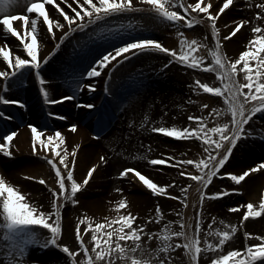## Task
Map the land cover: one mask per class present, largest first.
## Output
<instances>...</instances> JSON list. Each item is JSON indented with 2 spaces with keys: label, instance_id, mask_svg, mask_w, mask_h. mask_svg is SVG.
<instances>
[{
  "label": "snow or ice",
  "instance_id": "snow-or-ice-1",
  "mask_svg": "<svg viewBox=\"0 0 264 264\" xmlns=\"http://www.w3.org/2000/svg\"><path fill=\"white\" fill-rule=\"evenodd\" d=\"M55 4V7L64 14L67 24L60 19H53L49 14L46 5ZM68 4V0H64ZM76 4L83 11L73 8L75 15H69L56 0H27L26 14H11L14 7L20 5V0H0V27L5 33L15 35L23 41V49L26 52L25 58L22 54L12 56L11 46L5 48L0 46V57L6 62L10 70L0 65V91L7 93L13 83L19 82L26 86L28 76L34 71L38 79L39 89L43 101L49 105H55L65 100L75 98L76 91L87 87L91 91L96 90V85H87L76 81L72 95L61 96L53 99L51 92L46 87V77L43 74L42 65H48L51 55L47 58L41 56V24H46L47 32L52 38L57 37L55 29L67 31L63 32L59 47L68 39L69 35L79 30L89 28L91 25H98V22L107 24L111 20H118L121 17L127 18L131 14H141L145 17L158 19L163 23L171 24L176 29L179 37V50L175 47H168L155 38H132L123 42L120 46L114 47L96 59L85 75L88 78L101 76L105 69L117 57L121 59L117 63L122 64L131 57L139 54H149L152 52L168 54L170 59L164 65L167 68L174 62L185 65L192 69H203L214 72L221 82V86H212L209 83H202L200 79L195 81L193 90L197 93L201 91L206 94H216L223 97L226 108L210 107L209 103H202L201 108L206 114L189 116L188 119L195 121V126L186 127H153L152 131L164 133L167 136L179 139H199L203 142V153L199 159H183L179 165L174 166H194L197 171L181 172V176H190L198 182L195 191L199 193L197 204L199 212L195 221L194 230L190 233L189 228L193 225L189 222L191 217L185 218L184 213L177 212L180 217L178 221L169 220L163 224L162 229L156 231L147 230V223L137 225L138 214L127 211V199H121L116 205V215L105 218L102 222H94L93 217L85 215L80 218L75 225V240L78 242L76 250L67 243H61L62 236L66 234L67 222L63 214L67 202L73 205L79 203L78 193L93 179V174L97 171V166L93 165L87 172L83 182H78L74 176L73 169L76 168V160H69V149L66 143V136L60 130L49 132L47 126L37 127L29 124L32 133V149L38 155L41 150L47 152L55 151V155L45 157L52 168L55 169V182L57 188H50L53 194L50 207L34 202L29 199L19 186L9 182L4 175H0V252L4 253L3 264H176L177 257L173 255L177 250L183 249L190 257L191 264H202L201 253L212 252L221 249L229 237L236 231L234 227L231 231H221L213 228L216 223L215 217L211 218V223L207 226V235L202 237L201 233L205 223V201L206 199H217L228 194L216 191L209 193L206 191L213 183L215 177L227 175L231 180L239 184L244 181L250 173L264 170V161L257 162L254 167H249L240 173L229 172L227 166L234 159L235 152L245 147L249 139L264 140V128L254 127V117L257 113L264 116V2L257 5L262 11L256 12V18L262 23H258L251 31L255 33L252 39L247 41V49L239 54L237 59H228L222 47L220 29L216 26V21L221 13H225L233 0H223V6L214 5L212 0H140L139 4L134 0H76ZM69 7H72L69 4ZM252 7V5H248ZM205 14L201 16L200 14ZM205 17L211 20V31L215 37V47L210 50L212 63H205L208 56L198 55L197 50L202 46L200 41L189 38L186 31L193 30L195 25L204 24ZM22 20L23 33L20 26L13 24V21ZM249 23L246 19H241L235 23L227 38L233 37L241 30L242 26ZM130 26V25H129ZM123 27V25L121 26ZM30 38V39H29ZM8 44V41H4ZM135 49L136 51H132ZM126 54V55H125ZM255 60L256 64H250ZM241 67L238 68L237 66ZM255 68V71H253ZM244 72V80L241 83L239 73ZM109 77L111 72L105 73ZM247 89V91H245ZM0 103L15 104L26 107L21 100L9 99L5 94L0 97ZM77 106H80L79 104ZM89 109L95 105L89 103L84 105ZM230 114V118L222 120L225 115ZM49 115L58 119H67L59 113L52 112ZM12 120L14 117L0 111V119ZM141 127H144L142 124ZM77 125L72 124L71 130L76 131ZM45 133H49L45 136ZM17 136V131L0 132V153L8 157H13L11 150L13 138ZM98 138V137H97ZM80 145L72 149L71 155H75ZM57 158H59L57 160ZM102 160L107 163L104 157ZM175 157L170 159H152V165L172 164ZM69 169L65 175L62 171ZM223 170V172L221 171ZM135 173L143 184L157 196H168L174 199L183 200L185 208L189 207V201L182 197L174 196L168 191L176 182L163 184L155 182L149 176L143 174L135 168H125L120 175L127 177L129 173ZM34 179V178H33ZM71 182V187L68 186ZM41 184H47L43 178ZM189 184L187 188H192ZM182 192L187 195V189L182 188ZM233 192L239 189H232ZM243 205H236L230 211H237ZM121 209L125 211L121 212ZM247 212L244 219L250 216H260L264 214V200L261 201L259 211H256L252 203L247 204ZM157 223L165 219L164 212L160 205L155 208ZM151 222L152 216L148 217ZM86 223V227H81ZM179 224V229L172 227ZM231 227V226H230ZM91 230V231H90ZM147 230V231H146ZM90 234L92 246L85 241V234ZM250 236L251 233H248ZM218 237V242H214L208 237ZM145 237L149 242L157 241L145 247ZM260 243L249 244L246 250L234 249L228 251L226 255L216 258L208 257V264H255L257 261H264V236H260ZM131 241V244L125 243ZM203 241V243H202ZM39 248L44 252L46 259L32 261L29 259L31 248ZM83 254V261L78 257ZM94 253V255H93ZM139 253V255H138ZM243 253V254H242Z\"/></svg>",
  "mask_w": 264,
  "mask_h": 264
},
{
  "label": "bare ground",
  "instance_id": "bare-ground-1",
  "mask_svg": "<svg viewBox=\"0 0 264 264\" xmlns=\"http://www.w3.org/2000/svg\"><path fill=\"white\" fill-rule=\"evenodd\" d=\"M245 1L247 2V5L243 7V5L245 4L244 0H233V5H230L229 9L225 10V13H221L216 21V26L220 29V37L222 41L223 51L228 59L239 58L240 52L247 49V41L252 39V37L255 35V33L251 31V28L256 27L258 23H262V21H259L256 18L255 13L257 12V10L255 11V6L248 7V5H252L253 3H256L255 5H257V3L262 2V0ZM134 2L139 4L140 0H134ZM189 2H194V0H189ZM212 3L214 5L223 6V0H212ZM22 4L23 0H20V5L16 8H20ZM46 8L49 9V14L51 16L50 11H52V7ZM200 15L204 16L205 14L201 13ZM128 17H133V19H135L132 15H129ZM128 17H121L117 21L114 19L111 20L109 23L113 25H115L116 23L125 25L126 23L124 21L123 23H121V19L129 20ZM137 17L145 16L138 14ZM146 19H139L140 22H138V24L140 27L137 24V27H139V31H151L155 28L162 29L161 26L166 29L167 25H170L168 23L161 24L155 20H152L151 18L146 17ZM241 19H246L249 21L250 30L247 29V34H243V30L246 29V26L248 25L242 26L241 30H238L235 36L226 39L231 29L235 27V23H238ZM13 24L14 26L19 25L21 33H23L24 29L22 22H13ZM98 24H100V22H98ZM57 30L59 29L57 28ZM67 30L68 29L66 27L64 30H60V33L57 35L56 38H52L50 40L47 39V43H40L41 56L43 58H47L49 55H51V60L49 61V64L42 65L43 74L46 77V81L48 82V80H51L53 84L63 85L64 88H70V85H72L71 78L74 76H78V74H75L78 68L87 66L92 60H96V56H98L99 54H101V52H103V50H105L103 46L99 44L100 40L103 37V35L100 34L97 37L90 39L89 41H92V43L88 44L93 45L94 43H98L99 48H91L87 52L79 51L78 54L70 53V57L68 60L62 58L61 56L60 60L52 66V61L59 55H61L59 51L60 47H62L68 40H70V36H72L73 33H75L76 31H81L77 29L76 31L72 32L69 35L68 39L65 40L62 45L57 47V45L60 43V39L63 37V32ZM190 31L191 30L186 31V34L190 37V39L195 38L199 40L201 45L205 44L202 41V36L198 34V36L192 37L191 33H201L202 31H207L210 35L212 49L215 47V37L212 35L210 18L205 17L204 24L195 25L193 30L195 32ZM244 35H246V40L244 41L245 45L242 46L240 42L242 41V37ZM12 36L14 38H12L10 35H8V33H5L0 28V46H3L5 48L11 46L13 49V58L15 54L18 53L22 54L25 58H30L27 57L26 52L22 47L23 43L19 44V42H15V40L20 41L19 38L15 35ZM121 38L122 42H126L134 37L128 36L125 38ZM5 40L8 41V44L4 43ZM164 44L165 46L175 47L177 48V50H179V39L176 37L166 38L164 40ZM132 51L136 50L133 49ZM205 51L206 49H204V47L202 46L200 49L197 50V54L205 55ZM120 59V57H117L116 61H112L111 65L107 68V70H111L114 63H116ZM254 62L255 60L250 61V63L255 65ZM0 65H2L5 70H10V68H8L7 65L4 63L2 57H0ZM65 68L66 71L64 73L60 72L62 76L59 79H57L53 75L55 73L58 74L60 70H65ZM73 70L74 72L68 75L69 72ZM27 79L28 83L26 86L22 85L19 82H16L12 84V86L8 89L7 93L0 91V97H3L6 94L9 99L21 100L24 102V105H26V107H23L20 105L13 104L15 110L17 111L15 112V110L12 108V104L11 106H5L3 103H0V111H3L8 115L14 117V119L12 120L6 119L3 121L2 119H0V132H4V128L8 131H17V136L13 138V142L11 144V150L14 153L13 157H8L4 153H0V175H4L9 182L13 183L16 186H19L22 191L26 194V196L32 201L38 202L44 205L45 207H50V202L53 196L50 191V188L58 189V184L55 182V169L52 168V166L45 157L54 156L55 151L47 152L46 150H41L39 155L34 152L31 144L32 133L28 125L34 124L37 127L47 126L49 132L58 129L66 136V143L70 153L68 157L69 160L75 159L77 162L76 168L73 169V172L78 182L82 183L84 178L87 176L88 170L93 165L97 166V171L93 174L94 178L91 179L89 181V184L85 186V188L82 189L77 195L79 203L73 205L69 201L65 205L63 214L67 222V231L66 234L62 236L61 243H67L71 247H73L74 250H76L78 242L75 240L74 229L75 225L79 223L80 218L85 215H88L93 217L94 222H102L106 217L111 218L112 216L116 215L115 205L121 199H127V211H131L133 214H138L137 219H141L143 224L147 223L149 225V228L147 230L154 231L155 228L152 224V221H155L156 207L154 208V212H151L148 208V203L153 200V197L151 196V190H149L143 184V182L139 180L138 177H135L134 172L129 173L127 177H119L118 175L121 171L126 168L127 165L129 166L127 168L132 167L137 170H140L143 174L149 176V178L153 179L154 181L158 180L162 181L163 183L164 181H169V178L162 174L164 171L172 172L171 175L174 174V171L164 170L167 168L170 169L172 164L155 165L160 166V170L154 169L155 166L151 163L149 164V161L152 159L146 161L145 152L149 148V150L153 149L154 151L157 150V152L162 153V150L164 148L160 146L158 142L159 140L170 141L179 138L167 137L169 139H165L161 138V135L152 136L147 133V130H145V128L141 127L144 122L146 124L147 121H150L151 119L153 120V118L157 114L156 112L160 111L161 109L165 111L172 110L173 105L170 104L171 101L167 100L170 94L164 93V91L168 90L169 92H172L174 87H170V89L167 90H165L164 87H158L139 93L137 92V94H135L136 96H130V98H132L131 100L125 99V107L127 108L126 110H124V118L126 119V122L115 121L114 119H112V117H107L108 119L106 121H103L102 126L98 129L100 132L103 133L102 139L101 141H99L93 139L87 132L88 127L91 129H96L94 123H92L91 121L86 122L83 127L80 126L79 128H77L76 131H74L71 135L65 128L58 125L64 123H66L67 125H76V122L78 120H81L80 117L82 118V120L84 119L83 116H85L86 112L76 111V108L73 107L72 104L70 105V100L62 101L61 103H59V106L62 107L51 110L52 112L61 113V115H65L67 119H64L60 123L46 121L44 115H42V113L38 111L37 103H35V100H37L35 94H30L34 87L39 86L38 79L35 77L34 71L29 74ZM94 79H96V77H94ZM89 83L95 84L96 90L91 91L87 87H83L81 89V95L85 94L84 97H80L81 95L77 96L80 97V100L84 99L85 102H91L95 100L100 103L109 101V105L114 102L112 96L107 97V90L105 89V80L100 82L93 81ZM89 83H86L85 85ZM45 86L48 87L47 83ZM52 88L53 87L51 86V89ZM246 90L247 89H245V91ZM67 95L68 94L61 96ZM61 96H58L56 99H59ZM204 98L208 101L211 100L208 96H205ZM166 103H168L169 105H166ZM175 103H177V101H174V104ZM203 112L206 114L205 110H203ZM256 115H258V113ZM260 118L261 122L254 125V127L264 128V116L261 115ZM47 134L49 133H45V136ZM90 137L93 140L90 139ZM152 140L157 142L153 143ZM188 140L189 139H184L183 141ZM95 141H99V143L96 144L94 143ZM3 142L4 141H0V143ZM76 145H80V148L73 156L71 155V151L73 148L76 147ZM181 145L189 146L190 143L184 142ZM167 152L168 153L165 154H167L168 157L153 159H170L172 156L176 159H179L178 152H175L173 154H171L169 150ZM101 157H104L107 163H105V161L102 160ZM58 159L59 158H57V160ZM260 161H264V140L249 139L246 146L236 151L234 159L230 161V163L234 166L232 168H229V163L227 168H229L230 170L232 169L231 172L240 173L241 171L246 170L249 167H254V165ZM250 163L254 164L251 165ZM120 166H124L121 168L122 170H119ZM147 167H149L150 170L147 169ZM61 168L64 174L66 175L69 169H64L62 165ZM177 168L180 169V166H177ZM118 170L119 172L117 173ZM187 170L192 171L190 169ZM41 178L46 180L47 184H41ZM230 179L231 177H229V181L227 180V183H231V185L239 187L246 186L244 195L247 198H250V195L256 196L259 191L264 189V170L250 173L249 176L246 177L245 180L240 182L239 184ZM197 184L198 182L184 197V199H187L189 201L188 208L184 207L182 200L181 212L184 213L185 218H192L193 206L196 202V199L199 197V193L195 191ZM68 186L69 188L71 187L70 181H68ZM241 197H243V193H232L227 197L223 196L219 198H230L229 201L225 200L217 203L219 204V206L217 210H215L217 218L219 220H222L223 223L227 226V228H235L239 224L238 217L241 213H243L245 207L243 206L235 212L230 211V209L236 205H243V203L240 202ZM169 199L174 200L172 197H169ZM172 203L171 205H173ZM253 205L255 206V204ZM167 206L169 205L167 204ZM161 208L164 212L165 219L159 223L160 229H162L164 223L171 219L170 212L167 210V207L164 205ZM120 211L123 212L125 211V209H121ZM149 216L153 217V220L151 222L148 220ZM191 221L192 220H190L189 222L191 223ZM244 223L247 226V228L245 227L246 230L252 234V230L254 229H251L250 226H248L247 221ZM81 227H86V223L84 225H81ZM260 228L261 229L258 230L264 232V221L261 222ZM188 231L190 232V228L188 229ZM0 235H2V233H0ZM236 240L233 241L237 242ZM85 241L86 243H89L90 247L92 246L93 242L91 241L90 234H85ZM129 242L131 241H125V243L131 244ZM156 243L158 242L155 241L154 244ZM30 253L31 255L29 259L32 261H42L47 258L45 253L41 252L39 248L36 247L31 248ZM3 256L4 253L0 252V264H3ZM83 258V254L81 253L78 259L83 261Z\"/></svg>",
  "mask_w": 264,
  "mask_h": 264
},
{
  "label": "rangeland",
  "instance_id": "rangeland-1",
  "mask_svg": "<svg viewBox=\"0 0 264 264\" xmlns=\"http://www.w3.org/2000/svg\"><path fill=\"white\" fill-rule=\"evenodd\" d=\"M57 3L61 5L62 8L69 14V15H75V12L73 11V8L77 9L78 11H83L82 9L79 8V5L76 4L75 0H68V4H65L63 0H56ZM245 4L243 5L246 6L247 2L244 0ZM262 2H264L262 0ZM261 3V2H260ZM69 4L72 5V7H69ZM256 3H253L252 6H255ZM259 4V3H257ZM26 5H27V0H23V4L20 8L14 7L11 11V14L15 15L17 13H24L26 14ZM46 7H52L50 11L51 16L53 19H60L62 22L67 24L66 19L64 18V14L59 11L55 7V4H49L46 5ZM255 11L257 12L262 11L258 7L255 6ZM134 16L133 17H128L129 20H123L121 19V23L123 21L126 23L125 25L123 24H118L116 23L115 25L111 23L103 24L100 23L97 26L96 25H91L89 28L84 29L83 32L80 31L74 36L68 40L62 47H60V54L57 58H55L52 61V66L57 63V61L60 60L61 56L62 58L68 60L70 57V53H76L78 54L79 51L82 52H87L91 48H99V44L103 46L105 50L101 52L98 56H96V59H98L101 55L105 54L108 51H112L114 47L120 46L123 42L121 41V37H128V36H133L134 38L137 37H146V38H155L158 39L159 41L164 43V40L166 38H178L179 37L176 35V29L170 24L169 26L167 25L166 29H164L162 26V29H154L151 31H139V24L138 22L140 20H145L146 17H137L138 14H131ZM151 18L152 20H155L161 24L163 22L159 21L158 19L152 18V17H147ZM147 20V19H146ZM117 21V20H116ZM115 21V22H116ZM137 24L139 27H137ZM130 25V26H129ZM243 30V34H247V31L250 30L249 23L247 24ZM2 30L3 28L0 27ZM248 29V30H247ZM252 29V28H251ZM60 30L55 29L57 32V35L60 33ZM194 30V28H193ZM191 30L192 32H195ZM246 30V32H245ZM4 31V30H3ZM167 31V32H165ZM190 31V32H191ZM103 35L102 39L100 40V43H94L93 45H88L91 44L92 41H89L90 39L97 37L98 35ZM200 34L202 36V41L205 43L204 45H207V47H204L206 49L205 55L208 56V59L205 61V63H212V57L210 55V50L212 49V45L210 42V35L207 31H202L201 33H191L192 37H196ZM10 35L12 38H14L11 34ZM140 35V36H139ZM187 35V34H186ZM246 35L242 37V41L240 44L245 45L244 41L246 40ZM41 42L47 43V39H52L51 33L47 32V26L46 24H41ZM131 38V37H130ZM190 38V37H189ZM30 39V38H29ZM19 44L22 41H17ZM110 43V44H109ZM95 46V47H94ZM64 56V57H63ZM168 59L170 57L167 54L163 53H157V52H152L149 54H139L137 56L131 57L130 60L123 62L122 64L116 63L114 65V68L112 71L105 69V72L101 74V76L94 78H88L85 73L89 69V67L92 65V63L95 60H92L87 66L80 67L76 70L75 74H78V76H74L71 78L72 80V85H70V89L68 90V87L64 88L63 85H56L53 84L51 80H48L49 82V89L51 90V95L53 98H57L58 96L65 95V94H71L72 89L75 88L76 81H79L81 84L89 83V82H100L103 80L108 81V95L114 100L113 103H111V110L110 113L114 114L113 116L116 118V120L120 122H126V119L124 118V113L127 107L125 103V99L131 100L130 98L131 95L136 96L137 92H143L151 89H155L158 87H164L165 90L170 89V87H174L172 92L164 91V93H169L170 96L167 98V100L171 101L170 104L173 105L172 110L170 111H165L161 109L160 111L156 112L157 114L150 121H147L145 126V130H147V133L152 136H157L158 133L152 131L153 127H159V126H166V127H184V126H189L193 125L195 126V121H191L188 119L189 116H195V115H200V114H205L203 112V109L201 108L202 103H209L210 107H217V108H226L227 105L225 104L223 97L219 96L218 98H210L211 100H206L204 97V93L201 91L200 93L195 92L193 89L197 87L195 85V81L197 79H200L202 83L206 82L209 83L212 86L219 87L221 86V82L219 79L216 77V74L214 72H202L199 69H192L190 67H187L185 65H181L178 62H174L171 65H169L167 68L164 67L165 64L168 63ZM6 64V62L4 61ZM112 63V62H111ZM109 64V66L111 65ZM256 64V61L254 62ZM252 64V63H250ZM253 65V64H252ZM238 68L241 66L238 65ZM65 70H60L59 73L53 74L57 79H59L62 75L60 72L64 73ZM253 71H255V68H253ZM74 72L71 71L69 72L68 75L72 74ZM111 72L112 75L109 77L105 73ZM244 72L241 71L239 73V78L241 83H246L244 80ZM58 83V82H57ZM174 84V85H173ZM51 86L53 87L51 89ZM54 92H53V91ZM247 91V90H246ZM30 94H36L35 89L31 91ZM130 98V99H129ZM174 101H177V103L174 104ZM95 101H93L94 103ZM91 103V102H90ZM166 105H169L166 103ZM176 105V106H175ZM109 108V107H108ZM80 112H83V110H78ZM175 111V112H172ZM175 113V114H173ZM261 114L258 113L254 117V125L258 124L261 122L260 118ZM96 115H93L92 117L88 116L85 114L83 116V120L80 117L81 120H78L76 122L77 128L80 126L83 127L86 122L88 121H93L95 119ZM230 118V114L225 115L222 117V120H227ZM90 119V120H89ZM143 124V125H144ZM65 128L68 133L71 135L74 131L71 130V125H67L66 123L64 124H58ZM148 125V127H147ZM87 129V127H86ZM88 133L93 139L101 141L103 133L96 130V129H91L88 127L87 129ZM8 131L7 129L4 128V132ZM88 134V135H89ZM73 136V135H72ZM90 137V139H92ZM98 137V138H97ZM164 138V137H161ZM92 139V140H93ZM169 139V138H165ZM184 139H173L170 141L162 140L158 141L160 146H162L164 149L161 152H157V150H153L149 148L146 150V161L153 159V158H166L168 157L167 151L171 154L178 152V157L179 159H176L173 161L171 168L170 169H164V170H170L174 171V174L172 172L164 171L162 174L165 175L166 177L169 178V181H158L155 180V182L160 183L161 185L163 184H172L173 181L176 183L168 189V191L172 192L174 196L182 197L184 198L186 195L184 192L181 191L182 188L187 189V193L191 191V189L196 185V181H194L190 176H181V172L185 171V169H190L192 171H197L194 166H180V169L177 168V166L174 165H179V161L183 159H199L203 153V142H201L199 139H189L188 141H183ZM2 141V140H0ZM99 141H95L94 143L98 144ZM153 143H156L157 141L152 140ZM184 142L190 143L189 146H183ZM170 156V155H169ZM173 157V156H172ZM151 162V160L149 161ZM253 162V161H252ZM146 163V162H145ZM253 165L254 163H250ZM151 166V165H150ZM234 165L230 163V167L232 168ZM124 166H120L119 170H122L121 168ZM126 167H129L128 165ZM176 167V168H175ZM179 167V166H178ZM132 168V167H131ZM160 166H155L154 169L160 170ZM166 168V167H165ZM228 168V171L231 172L232 169L230 170ZM149 169V167H147ZM184 169V170H182ZM117 171V173L119 172ZM150 170V169H149ZM122 172V171H121ZM120 172V173H121ZM223 172V171H222ZM175 175V177H174ZM119 177H122L120 174L118 175ZM229 177L227 175H221L218 177H215L213 180V183L209 185L208 191L209 193L220 191L224 192L226 189L228 190V194L225 195L224 197H227L228 195L232 193H243V197H241L240 202L243 203V206L245 207V210L243 213L239 215V220H238V225L235 227L236 231L229 237V239L226 241L225 245L221 249H215L212 252H202L201 253V261L202 264H208V257L211 256L212 258H216L222 255H226L228 251H232L234 249H241V250H246L247 246L249 244H256L260 243L261 241L259 240L260 236H264V232L259 231L258 229H261V222L264 221V214L260 216H250L247 220L244 219V213L247 212V204L252 203L255 204L256 211L260 210L261 207V201L264 200V189L259 191L256 196L255 195H250V198L246 197L244 195L245 187H239V186H234L231 185V183H227V180L229 181ZM224 178V179H221ZM231 180V179H230ZM191 184L193 187L192 188H187V186ZM242 186V185H240ZM232 189H239V191L233 192ZM153 197V200L148 203V208L150 209L151 212H154V208L157 205H160L163 207L164 205L167 207V210L170 212V217L172 221H178L180 217L176 215L177 212H181L182 209V199H174L170 200L168 196H157L154 194H151ZM199 198V197H198ZM198 198L196 199V202L193 206V211H192V221L191 224L193 225L192 228H190V233L194 230V225L195 221L199 212V205L197 204ZM214 200V201H213ZM225 200H230V198H224V199H206L205 201V223H204V228L202 230V237L207 235V226L209 223H211V218L216 216L215 210H217L219 202L225 201ZM173 202V203H172ZM169 206H167V204ZM171 203L173 205H171ZM216 223L213 225V228H219L221 231L228 230L231 231V228H227V226L223 223L222 220H219L217 216L215 217ZM169 221V220H168ZM167 221V222H168ZM248 222V226H250L252 230V234L249 236L248 231L246 230L247 226L244 222ZM166 222V223H167ZM73 223V221H72ZM137 225L143 224L141 219H137L136 221ZM152 224L154 225V228L156 230L160 229L159 223L155 221H152ZM172 227L176 228L177 230L179 229V224H173ZM246 227V228H245ZM259 227V228H258ZM208 239H212L214 242H218V237H208ZM237 239V240H236ZM236 240L237 242L233 241ZM155 241L149 242L147 238L145 237V247L146 249L150 244H154ZM157 242V241H156ZM131 243V242H129ZM203 243V241H202ZM243 254V253H242ZM139 255V253H138ZM174 256L177 257L176 259V264H190V257L185 254L183 249L177 250L175 253H173ZM255 264H264V261H257Z\"/></svg>",
  "mask_w": 264,
  "mask_h": 264
}]
</instances>
